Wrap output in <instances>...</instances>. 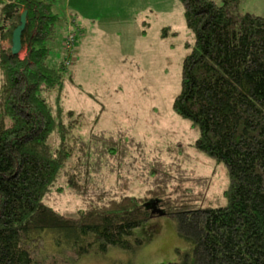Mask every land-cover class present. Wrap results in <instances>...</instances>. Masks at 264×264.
Returning a JSON list of instances; mask_svg holds the SVG:
<instances>
[{
    "label": "trees",
    "instance_id": "16d2710c",
    "mask_svg": "<svg viewBox=\"0 0 264 264\" xmlns=\"http://www.w3.org/2000/svg\"><path fill=\"white\" fill-rule=\"evenodd\" d=\"M54 1L0 0V264H73L110 249L135 254L145 244L135 232L155 216L170 218L192 247L167 264H264V18L243 13L241 0H178L193 43L185 46L172 110L198 133L192 148L226 171L217 201L227 205L216 207L181 185L208 186L209 178L145 162L141 144L125 132L72 134L75 113L45 98L63 87L71 65L69 56L56 69L47 63ZM25 11L21 59L2 44L12 45ZM169 36L177 34L164 28L161 38ZM63 175L89 202L76 218L47 204ZM148 175L152 190L143 198L113 196L104 184L115 176L126 190ZM46 233L70 257L39 263L36 240Z\"/></svg>",
    "mask_w": 264,
    "mask_h": 264
},
{
    "label": "rangeland",
    "instance_id": "374dc122",
    "mask_svg": "<svg viewBox=\"0 0 264 264\" xmlns=\"http://www.w3.org/2000/svg\"><path fill=\"white\" fill-rule=\"evenodd\" d=\"M211 1L222 5V0ZM263 5L264 0H242L240 9L259 16L264 14ZM53 12L58 21L47 63L56 69L69 56L71 65L63 87L46 93L45 98L52 106L59 101L66 111L75 113L73 119L78 125L72 134L87 139L91 133L123 131L141 144L145 162L161 161L174 167L172 175L180 170L191 180L209 178L208 186L193 182L181 185L203 195L206 203L226 206V200L217 201L228 183L225 169L192 148L198 133L172 110L188 54L185 46L193 43L179 1L55 0ZM164 28L177 36L162 39ZM70 33L76 34L72 55L64 47ZM2 45L4 49L12 47L8 41ZM24 57L25 51L20 58ZM116 179L110 176L104 180L113 196L143 198L152 190L150 175L143 181L133 178L126 190ZM88 203L68 189L63 175L47 204L66 217L76 218ZM150 224L144 232H135L145 240L135 254L110 249L104 256L92 254L73 264H167L178 262L179 253L191 251V245L177 236L170 218L155 216ZM36 244L42 251L38 253L39 263L43 258L71 255L70 249L60 251L56 247L52 233L44 234Z\"/></svg>",
    "mask_w": 264,
    "mask_h": 264
},
{
    "label": "water",
    "instance_id": "95a60500",
    "mask_svg": "<svg viewBox=\"0 0 264 264\" xmlns=\"http://www.w3.org/2000/svg\"><path fill=\"white\" fill-rule=\"evenodd\" d=\"M20 26L13 32L11 54L13 56H21L23 52L22 35L26 29L28 22V12L25 11L21 15Z\"/></svg>",
    "mask_w": 264,
    "mask_h": 264
},
{
    "label": "built area",
    "instance_id": "2783aa9c",
    "mask_svg": "<svg viewBox=\"0 0 264 264\" xmlns=\"http://www.w3.org/2000/svg\"><path fill=\"white\" fill-rule=\"evenodd\" d=\"M75 40H76V34H73V33H70L65 38L64 47L70 53L69 55H72L73 48L75 45Z\"/></svg>",
    "mask_w": 264,
    "mask_h": 264
},
{
    "label": "crops",
    "instance_id": "0c3cea01",
    "mask_svg": "<svg viewBox=\"0 0 264 264\" xmlns=\"http://www.w3.org/2000/svg\"><path fill=\"white\" fill-rule=\"evenodd\" d=\"M6 1H10V0H6ZM241 3H242V0H241ZM240 6H241V4H240ZM264 6V5H263ZM259 7V6H258ZM241 10V9H240ZM250 12H252V13H256V12H253V11H245V13H250ZM257 15H259L260 17H263L264 18V14L263 15H261V14H257Z\"/></svg>",
    "mask_w": 264,
    "mask_h": 264
}]
</instances>
